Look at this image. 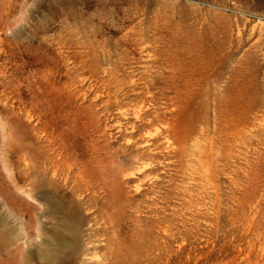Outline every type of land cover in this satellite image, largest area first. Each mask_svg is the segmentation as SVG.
Returning <instances> with one entry per match:
<instances>
[{"label": "rangeland", "instance_id": "rangeland-1", "mask_svg": "<svg viewBox=\"0 0 264 264\" xmlns=\"http://www.w3.org/2000/svg\"><path fill=\"white\" fill-rule=\"evenodd\" d=\"M128 1L0 0V264H264V0Z\"/></svg>", "mask_w": 264, "mask_h": 264}, {"label": "bare ground", "instance_id": "bare-ground-1", "mask_svg": "<svg viewBox=\"0 0 264 264\" xmlns=\"http://www.w3.org/2000/svg\"><path fill=\"white\" fill-rule=\"evenodd\" d=\"M130 1V0H129ZM128 1V2H129ZM82 3V2H81ZM88 3V2H87ZM84 5V4H83ZM136 5V4H135ZM128 6V5H127ZM133 6V5H132ZM85 7V6H84ZM171 12V11H170ZM160 14V13H159ZM158 14V15H159ZM130 30V29H129ZM129 30H127V31H129ZM166 30V29H165ZM117 31H119V30H117ZM138 31V30H137ZM161 31H163V30H161ZM126 32V31H125ZM125 32H124V34H125ZM167 32V31H166ZM155 33V32H154ZM123 34V35H124ZM126 36V35H125ZM123 37V36H122ZM134 39V38H133ZM137 39V38H136ZM141 39V38H140ZM122 40V39H121ZM124 40V39H123ZM130 41V40H129ZM139 42H141V41H139ZM82 44V43H81ZM137 44V43H136ZM145 44V43H144ZM141 46V45H140ZM139 46V47H140ZM144 46V45H143ZM142 46V47H143ZM144 47H146V46H144ZM87 49V48H86ZM141 49V51H142V48H140ZM139 49V50H140ZM85 51H87V50H84V52ZM92 51V50H91ZM104 55V54H103ZM147 55V54H146ZM150 55V54H149ZM79 56V55H78ZM108 57V56H107ZM154 57V56H153ZM105 59V58H104ZM103 59V60H104ZM108 60V59H107ZM151 60V59H150ZM162 60V59H161ZM102 62V61H101ZM154 62V61H153ZM171 63V62H170ZM87 64V63H86ZM105 64H106V62H105ZM104 64V65H105ZM103 65V64H102ZM103 65V66H104ZM148 65V64H147ZM63 66V65H62ZM154 66V65H153ZM156 66V65H155ZM109 67V66H108ZM103 68V67H102ZM106 68V67H105ZM59 69V67H57V69H55V70H58ZM65 69V68H64ZM101 69V68H100ZM60 70V69H59ZM68 70V69H67ZM82 70V69H81ZM115 70V69H114ZM62 71V70H61ZM66 71V70H65ZM104 71V70H103ZM159 71V70H158ZM54 72H56V71H54ZM59 72V71H58ZM78 72V71H77ZM118 72V71H117ZM121 72V71H120ZM143 72V71H142ZM66 73V72H65ZM135 73V72H134ZM66 74H68V72L66 73ZM120 74V73H119ZM57 75V74H56ZM55 75V76H56ZM61 75V74H60ZM99 75V74H98ZM67 76H69V75H67ZM90 76V75H89ZM97 76V75H96ZM105 76V75H104ZM109 76V75H108ZM115 76V75H114ZM114 76H113V78H114ZM127 76V75H126ZM136 76H138V75H136ZM91 77V76H90ZM110 77V76H109ZM112 77V76H111ZM55 78V77H54ZM57 79H58V77H56ZM69 78V77H68ZM95 78V77H94ZM135 78V77H134ZM140 78V77H139ZM52 79V78H51ZM136 79V78H135ZM88 80H89V78H88ZM95 80V79H94ZM110 80V79H109ZM116 80V79H115ZM130 80V79H129ZM51 81V80H50ZM53 82V81H52ZM57 82V81H56ZM59 82V81H58ZM92 82H93V80H92ZM139 82V81H138ZM54 83V82H53ZM102 83V82H101ZM116 83H118L117 81H116ZM123 83V82H122ZM129 83H131V82H129ZM135 83V82H134ZM137 83V82H136ZM142 83V82H141ZM57 84V83H56ZM100 84V83H99ZM115 84V83H114ZM128 86V85H127ZM135 86V85H134ZM96 87V86H95ZM120 87V86H119ZM130 87V86H129ZM145 87V86H144ZM103 88H104V86H103ZM113 88V87H112ZM146 88V87H145ZM90 89V88H89ZM114 89V88H113ZM118 89V88H117ZM96 90V89H95ZM99 90V89H98ZM112 90V89H111ZM119 90H120V88H119ZM60 91V90H59ZM88 91V90H87ZM93 91V90H92ZM137 91V90H136ZM136 91H133V92H136ZM91 92V91H90ZM95 92V91H94ZM105 92V91H104ZM116 92V91H115ZM118 92V91H117ZM121 92V91H120ZM147 92V91H146ZM108 93H109V91H108ZM130 93L132 94V92L130 91ZM137 93V92H136ZM148 93V92H147ZM82 94V93H81ZM97 94V93H96ZM95 94V95H96ZM120 94V93H119ZM150 94V93H149ZM184 94V93H183ZM63 95V94H62ZM93 95H94V93H93ZM98 95H100V93H98ZM106 95V94H105ZM111 95V94H110ZM185 95V94H184ZM101 96V95H100ZM147 96H149L148 94H147ZM64 97V96H63ZM68 97V96H67ZM71 97V96H70ZM82 97H84V96H82ZM81 97V98H82ZM94 97V96H93ZM95 97H97V95L95 96ZM122 97V96H121ZM58 98V97H57ZM56 98V99H57ZM61 98V97H60ZM106 98V97H105ZM89 99V98H88ZM95 99V98H94ZM121 99V98H120ZM58 100H59V98H58ZM82 100H83V98H82ZM90 100V99H89ZM88 100V101H89ZM102 100H104V99H102ZM107 100V99H106ZM115 100V99H114ZM142 100V99H141ZM140 100V101H141ZM117 101H118V99H117ZM139 101V102H140ZM107 102V101H106ZM121 102V101H120ZM154 102V101H153ZM130 103V102H129ZM102 104H104V103H102ZM139 104V103H138ZM149 104V103H148ZM170 104V103H169ZM176 104V103H175ZM174 104V105H175ZM65 105V104H64ZM97 105V104H96ZM99 105H101V104H99ZM109 105V104H108ZM130 105V104H129ZM176 105H178V104H176ZM127 106V105H126ZM144 106H146L145 104H144ZM166 106V105H165ZM50 107V106H49ZM58 107V106H57ZM65 107V106H64ZM95 107V106H94ZM98 107V106H97ZM104 107V106H103ZM172 106H170V108H171ZM51 108V107H50ZM92 108V107H91ZM121 108V107H120ZM127 108V107H126ZM134 108V107H133ZM137 108H139V107H137ZM174 108V106L172 107V109ZM105 109V108H104ZM110 109V108H109ZM112 109V108H111ZM122 109V108H121ZM123 109H125V108H123ZM128 109V108H127ZM126 109V110H127ZM130 109H132L131 107H130ZM141 109H144V107L143 108H141ZM171 109V110H172ZM95 110V109H94ZM100 110H101V108H100ZM114 110V109H113ZM170 110V109H169ZM178 110V109H177ZM102 111V110H101ZM150 111V110H149ZM154 111V110H153ZM67 112V111H66ZM118 112H120V109H119V111ZM130 112V111H129ZM141 112V111H140ZM166 112V111H165ZM176 112V111H175ZM178 112V111H177ZM90 113V112H89ZM88 113V114H89ZM99 113H101V112H99ZM98 113V114H99ZM103 113V112H102ZM105 113H106V111H105ZM123 113V112H122ZM125 113V112H124ZM137 113H138V111H137ZM111 114V113H110ZM133 114V113H132ZM156 114V113H155ZM177 114H179V113H177ZM122 116H123V114H121ZM127 115V114H126ZM98 116V115H97ZM100 116V115H99ZM106 116V115H105ZM120 116V115H119ZM121 116V117H122ZM133 116V115H132ZM131 116V117H132ZM153 116V115H152ZM95 117H96V115H95ZM124 117V116H123ZM84 118V117H83ZM110 118V117H109ZM145 119H147L146 117H144ZM164 118H166V117H164ZM134 119H136L135 117H134ZM183 119V118H182ZM90 120V119H89ZM170 120V119H169ZM96 121V120H95ZM112 121H113V119H112ZM116 121V120H115ZM113 122V123H116V122ZM119 120H117V122H118ZM129 121V120H128ZM137 121V120H136ZM147 121V120H146ZM168 121V120H167ZM121 122V121H120ZM119 122V123H120ZM124 122V121H123ZM93 123V122H92ZM193 123V122H192ZM126 124H127V122H126ZM157 124H159V123H157ZM115 125V124H114ZM151 125V124H150ZM162 125V124H161ZM165 125V124H164ZM186 125V124H185ZM113 126V125H112ZM119 126V125H118ZM141 126V125H140ZM152 126V125H151ZM154 126V125H153ZM163 126V125H162ZM182 126V125H181ZM128 126H126V128H127ZM160 127V126H159ZM179 127V126H178ZM92 128V127H91ZM112 128V127H111ZM110 128V129H111ZM164 129V128H163ZM118 130H119V127H118ZM117 130V131H118ZM129 130V129H128ZM127 130V132H129ZM152 130H154L155 131V128L154 129H152ZM173 130V129H172ZM115 131H116V129H115ZM123 131H126V130H123ZM171 131V130H170ZM126 132V133H127ZM130 132H131V129H130ZM142 132V131H141ZM148 132V131H147ZM70 133V132H69ZM69 133H67L69 136H70V134ZM110 133H112V132H110ZM175 133V132H174ZM108 134H109V132H108ZM116 134H118V133H116ZM115 134V136H117ZM141 134H144V133H141ZM154 134V133H153ZM165 134V133H164ZM168 134H169V132H168ZM173 134V133H172ZM139 135V134H138ZM149 134L147 133V136H148ZM157 135V134H156ZM189 135V134H188ZM126 136V135H125ZM137 136V135H136ZM136 136H135V138H136ZM153 136H155V135H153ZM161 136V135H160ZM160 136H159V138H160ZM162 136H163V134H162ZM108 137H109V135H108ZM142 137V136H141ZM168 137V136H167ZM185 137V136H184ZM77 138V137H76ZM122 138V137H121ZM126 138V137H125ZM147 138V137H146ZM149 138L150 139H152V136L151 135H149ZM79 139V138H78ZM140 139V138H139ZM144 139V138H143ZM112 140V139H111ZM124 140V139H123ZM146 140V139H145ZM144 140V141H145ZM167 140H168V138H167ZM175 140V139H174ZM177 140V139H176ZM190 140V139H189ZM198 140V139H197ZM50 141V140H49ZM52 141V140H51ZM79 141V140H78ZM125 141L126 142H128L126 139H125ZM133 141V140H132ZM138 141V140H137ZM142 141V140H141ZM147 141V143H148V141H149V139H147L146 140ZM160 141V140H159ZM163 141H166V139H164ZM196 141V140H195ZM195 141H194V143H195ZM45 142V141H44ZM118 142V141H117ZM126 142H123V144L124 143H126ZM156 142V141H155ZM162 142V141H161ZM167 142V141H166ZM168 142H169V140H168ZM172 142V141H171ZM182 142V141H181ZM196 142H198V141H196ZM48 143V142H47ZM47 143H45V144H47ZM52 143V142H51ZM73 143V142H72ZM156 143H158V142H156ZM155 143V144H156ZM184 143V142H183ZM192 143V142H191ZM193 143V144H194ZM39 144V143H38ZM104 144V143H103ZM196 144V143H195ZM205 144V143H204ZM208 144H209V142H208ZM207 144V146H210V145H208ZM73 145V144H72ZM112 145V144H111ZM143 145V144H142ZM163 145V144H162ZM197 145H199L198 143H197ZM203 144H201V146H202ZM42 146V145H41ZM53 146V145H52ZM70 146V145H69ZM137 146V145H136ZM156 146V145H155ZM166 146H168V145H166ZM170 146H172V145H170ZM184 146V145H183ZM186 146V145H185ZM67 147V146H66ZM78 147V146H77ZM147 147V146H146ZM154 147V146H153ZM161 147V146H160ZM165 147V146H164ZM169 147V146H168ZM172 147H174V146H172ZM171 147V148H172ZM180 147V146H179ZM192 147H193V145H192ZM191 147V148H192ZM198 147H200V145L198 146ZM198 147H193L194 149H197ZM204 147V146H203ZM52 148V147H51ZM72 148V147H71ZM74 148V147H73ZM133 149L135 148V143H134V147H132ZM138 148V147H137ZM170 148V149H171ZM193 148H192V151H194L193 150ZM208 148V147H207ZM61 149V148H60ZM59 149V150H60ZM76 149V148H75ZM95 149V148H94ZM149 149V148H148ZM168 150H169V148H167ZM179 149V148H178ZM203 149V148H202ZM201 149V150H202ZM211 149V148H210ZM81 150H82V147H81ZM138 150V149H137ZM142 149H140V151H141ZM163 150H165V149H163ZM185 150V149H184ZM207 150H209V148L207 149ZM212 150V149H211ZM49 151V150H48ZM51 151V150H50ZM50 151H49V153H50ZM95 150H93V152H94ZM111 151V150H110ZM136 151V150H135ZM172 151V150H171ZM183 151V150H182ZM197 151H199V150H197ZM96 152V151H95ZM147 152H148V150H147ZM151 152V151H150ZM153 152V151H152ZM156 152V151H155ZM166 152V151H165ZM174 152V151H173ZM200 152H202V151H200ZM206 152V151H205ZM209 152H210V150H209ZM212 152V151H211ZM211 152H210V154H211ZM214 152V151H213ZM48 153V152H47ZM104 153V152H103ZM170 153V152H169ZM176 153V152H175ZM185 153V152H184ZM191 153H193V152H191ZM196 153V152H195ZM12 154V153H11ZM10 154V155H11ZM58 155H59V153H57ZM106 154V153H105ZM153 154V153H152ZM158 154V153H157ZM160 154V153H159ZM166 154V153H165ZM198 154V153H197ZM196 154V155H197ZM204 154V156H205V153H203ZM207 154V153H206ZM167 155V154H166ZM169 155V154H168ZM171 155H172V153H171ZM181 155V154H180ZM184 155V154H183ZM191 155H193V154H191ZM201 155H202V153H201ZM212 155V154H211ZM54 156V155H53ZM91 156V155H90ZM93 156V155H92ZM146 156V155H145ZM170 156V155H169ZM182 156V155H181ZM190 156V155H189ZM204 156H202V157H204ZM150 157V156H149ZM166 157V156H165ZM171 157V156H170ZM194 157V156H193ZM55 158V157H54ZM57 158V157H56ZM98 158H100V157H98ZM162 158V157H161ZM175 158H176V156H175ZM178 158H179V156H178ZM180 158H182V157H180ZM184 158V157H183ZM196 158V157H195ZM199 158V157H198ZM201 158V157H200ZM92 159V158H91ZM101 159V158H100ZM143 159V158H142ZM142 159L140 158V157H138L137 155H132V157H131V165L133 166V167H135L137 170H139V169H141V168H144V167H146V164H144V162L146 161H142ZM150 159H152V158H150ZM149 159V160H150ZM154 159V158H153ZM157 159V158H156ZM172 159V158H171ZM207 159V158H206ZM213 159V158H212ZM48 160V159H47ZM52 160V159H51ZM155 160V159H154ZM174 160H176V159H174ZM183 160V159H182ZM191 160V159H190ZM202 160H204V159H202ZM95 161V160H94ZM195 161V160H194ZM208 161V160H207ZM69 162V161H68ZM101 162V161H100ZM114 162V161H113ZM160 162V161H159ZM177 162V161H176ZM197 162V161H196ZM195 162V163H196ZM202 162H204V161H202ZM42 163V162H41ZM50 163V162H49ZM48 163V164H49ZM92 163V162H91ZM91 163H90V166H91ZM146 163V162H145ZM150 163V162H149ZM155 163V162H154ZM158 163V162H157ZM178 164H179V162H177ZM213 163V162H212ZM99 164V163H98ZM153 164V163H152ZM189 164V163H188ZM194 164V163H193ZM206 164H207V162H206ZM210 164V163H209ZM24 165V164H23ZM148 165V164H147ZM150 165V164H149ZM192 165V164H191ZM213 165V164H212ZM50 166L51 167H49L48 168V166L47 167H43L42 169V182H43V187H44V189H46V187L48 186V184H49V182H50V180L48 179V175L50 174V177L51 178H54L55 176L57 177V176H59V175H61V176H63V178L65 179V180H67V179H70V177H71V172H72V170H71V166L69 165V164H67L65 161H54V162H52L51 164H50ZM140 166V167H139ZM194 166V165H193ZM199 166H201V165H199ZM101 167V166H100ZM126 167V166H125ZM130 167V166H129ZM203 167V166H202ZM205 167H207V165L205 166ZM210 167V166H209ZM12 168V167H11ZM111 168V167H110ZM191 168V167H190ZM200 168V167H199ZM204 168V167H203ZM208 168V167H207ZM206 168V169H207ZM76 169V168H75ZM114 169V168H113ZM129 169V168H128ZM127 169V170H128ZM155 169V168H154ZM205 169V170H206ZM192 170H194V169H192ZM208 170V169H207ZM206 170V171H207ZM48 171L50 172L49 174H48ZM114 171V170H113ZM132 171V170H131ZM130 171V172H131ZM134 171V170H133ZM136 171V170H135ZM98 173V172H97ZM120 173V172H119ZM131 173H133V172H131ZM137 173V172H136ZM206 173V172H205ZM208 173V172H207ZM13 174V173H12ZM11 174V175H12ZM15 174V173H14ZM79 174H80V176L79 177H77L76 179H73V180H71V183L73 184V186H74V188H76V186L78 185V182H79V178L80 179H83V175H81V172H79ZM76 175V174H75ZM106 175V174H105ZM130 174H128V175H126L127 177L129 176ZM204 175H206V174H204ZM77 176V175H76ZM112 176V175H111ZM122 176H123V173H122ZM126 176H124V177H126ZM147 176H149V175H147ZM12 177V176H11ZM18 177V176H17ZM205 177V176H204ZM29 178V177H28ZM27 178V179H28ZM32 178V177H31ZM107 178V177H106ZM109 178V177H108ZM134 178V177H133ZM140 178V177H139ZM203 178V177H202ZM18 179V178H17ZM143 179V178H142ZM204 179H206V178H204ZM34 180V179H33ZM84 180V179H83ZM83 180H81V181H83ZM135 180V179H134ZM139 180V179H138ZM146 180V179H145ZM20 181V180H19ZM27 181V180H26ZM25 181V182H26ZM144 181V180H143ZM67 182V181H66ZM92 182V181H91ZM95 182H96V180H95ZM98 182V181H97ZM106 182V181H105ZM207 182V181H206ZM211 181H209V183H210ZM27 184V186L30 184V183H28V182H26ZM70 183V184H71ZM82 183V182H81ZM138 183H139V181H138ZM137 183V184H138ZM104 184V183H103ZM144 184V183H143ZM25 185V186H26ZM38 186V185H37ZM105 186V185H104ZM135 186H137V185H135ZM30 187V185L28 186V188ZM32 187V186H31ZM30 187V188H31ZM134 187V186H133ZM35 188V187H34ZM38 188V187H37ZM81 188V187H80ZM137 188H138V186H137ZM139 188H140V186H139ZM142 188V187H141ZM27 189V188H26ZM33 189V188H32ZM49 189V188H48ZM83 189H85V188H83ZM29 191L31 190V189H28ZM94 190V189H93ZM140 190V189H139ZM61 191V190H60ZM50 192V191H49ZM80 192H81V190H80ZM88 192V191H87ZM30 193V192H29ZM29 193H26V194H29ZM32 193V192H31ZM30 193V194H31ZM46 193V192H45ZM51 193V192H50ZM64 193V192H63ZM63 193H62V195H63ZM85 193V192H84ZM97 193V192H96ZM54 194V193H53ZM58 193H56V195H57ZM59 194H60V192H59ZM68 194V193H67ZM78 194V193H77ZM55 195V194H54ZM58 196L57 195V197H58V200L61 202V204L63 203V206H64V209H65V211H66V215L68 216V219L69 218H71L70 219V221H71V223H69V233L71 234V236H70V240H68L67 241V243H66V246L68 247V248H70V250L72 251L73 250V248H74V244L76 243V241H77V236H78V228H77V226H76V222H75V215H76V209H74L75 207L73 206V205H75L74 203V200H72L70 197H68L67 195H64V196ZM30 196V195H29ZM47 196V195H46ZM73 197H74V195H73ZM76 197H77V195H76ZM78 198V197H77ZM81 198V197H80ZM87 198H89V197H87ZM97 198V197H96ZM79 199V198H78ZM84 199V198H83ZM101 200V199H100ZM76 203H78V201H76ZM95 206V205H94ZM92 207V206H91ZM90 211V210H89ZM85 214V213H84ZM1 250H2V247H1ZM58 253L57 252H51L47 257H46V260L47 261H51V259L54 261H56L57 263H58V261H59V258L60 257H58ZM4 256V255H3ZM62 261V260H61ZM55 262V263H56ZM50 263V262H49Z\"/></svg>", "mask_w": 264, "mask_h": 264}]
</instances>
